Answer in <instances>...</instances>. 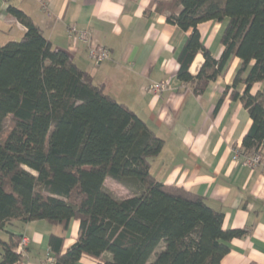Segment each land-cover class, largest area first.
<instances>
[{"label": "trees", "instance_id": "1", "mask_svg": "<svg viewBox=\"0 0 264 264\" xmlns=\"http://www.w3.org/2000/svg\"><path fill=\"white\" fill-rule=\"evenodd\" d=\"M167 22L191 31L179 56L178 79L203 92L232 57L242 61L216 114L230 95L252 120L242 155L264 146V0H154ZM27 31L0 46V264L24 261L16 253L22 225L45 221L79 236L66 253L64 237L50 236L54 264H221L229 242L245 230L223 229L224 214L205 198L159 183L151 173L164 141L129 107L109 96L71 55L55 49L23 11L10 7ZM227 22L219 60L203 45L198 26ZM205 62L196 76L195 57ZM244 86L241 92L239 87ZM12 127L4 134V122ZM112 179L134 195L117 199L105 188Z\"/></svg>", "mask_w": 264, "mask_h": 264}, {"label": "crops", "instance_id": "2", "mask_svg": "<svg viewBox=\"0 0 264 264\" xmlns=\"http://www.w3.org/2000/svg\"><path fill=\"white\" fill-rule=\"evenodd\" d=\"M10 7L27 14L55 49L67 51L95 84L103 85L109 96L134 111L164 141L151 166L159 183L205 198L224 214L225 231H247L229 242V253L221 264H264V175L233 159L234 148H242L252 120L241 102L231 100L230 95L214 114L242 61L232 57L224 73L196 93L178 79V59L191 31L169 24L154 0H0V46L19 41L27 31L9 13ZM226 25L210 21L198 26L203 45L216 60L224 52L221 40ZM72 26L90 31L99 45L109 49L110 59L94 63L88 47L68 37ZM204 62L198 54L190 74L196 76ZM154 82H165L169 89L154 96L146 90ZM239 89L242 92L244 86ZM262 90L264 83H258L251 94ZM14 230L29 239L24 262L47 264L50 236L65 238L64 254L78 239L79 222L72 221L67 231L45 221ZM9 231L0 237L7 240ZM80 264L98 261L83 256Z\"/></svg>", "mask_w": 264, "mask_h": 264}, {"label": "built area", "instance_id": "3", "mask_svg": "<svg viewBox=\"0 0 264 264\" xmlns=\"http://www.w3.org/2000/svg\"><path fill=\"white\" fill-rule=\"evenodd\" d=\"M68 37L71 40H77L88 47L89 58L96 64H101L110 59V51L106 47H103L97 43L92 33L87 30H79L77 27L72 26L68 29ZM169 89V85L165 82H154L147 87V92L154 96H160ZM233 159L236 162H241L242 165L251 169H260L264 175V155L262 149L252 153L248 156L242 155V148L235 147L233 151ZM29 245V239L25 236L21 238L16 253L22 258L26 257V249ZM55 259L48 255L47 264H54ZM16 264H26L24 261H19Z\"/></svg>", "mask_w": 264, "mask_h": 264}, {"label": "rangeland", "instance_id": "4", "mask_svg": "<svg viewBox=\"0 0 264 264\" xmlns=\"http://www.w3.org/2000/svg\"><path fill=\"white\" fill-rule=\"evenodd\" d=\"M12 127L11 117L7 118L4 122V134H6L10 131ZM105 188L107 191H109L111 194H113L117 199H126L131 196H133L135 191L131 190L130 188L115 182L112 179H107L105 182Z\"/></svg>", "mask_w": 264, "mask_h": 264}]
</instances>
